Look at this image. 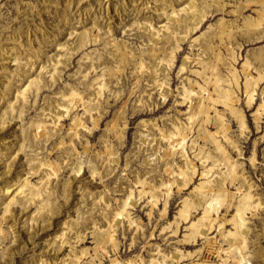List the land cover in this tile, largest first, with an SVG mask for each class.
<instances>
[{
  "label": "rangeland",
  "instance_id": "rangeland-1",
  "mask_svg": "<svg viewBox=\"0 0 264 264\" xmlns=\"http://www.w3.org/2000/svg\"><path fill=\"white\" fill-rule=\"evenodd\" d=\"M195 1L205 0H0V264H9L10 252L13 253L12 264H71L76 256L83 258L78 264H164L163 255L171 259L169 264H203L202 254L197 255V252L208 246L210 238L220 239V233L215 231L198 243H187L186 236L189 234L188 228L202 218L204 211L197 213V219L195 217L191 225L183 224L179 235L175 233V225L166 230L176 222L185 200L202 183V177L197 176L194 186L184 193L180 194L177 190L173 198H167L151 218V200L148 197L141 199L139 180L147 179L149 186L168 181V165L179 171V167L185 168L187 162L182 155L171 160L165 159V152L170 149V145L154 141L153 136H159L158 128L150 129L149 126L144 129L143 124L146 121H159V128L170 131L177 120L188 122L190 116L187 114L193 103L188 107L182 106L184 87L190 85V80L203 81L195 74L201 71L198 63L189 65V71L184 73L182 67L188 56L195 59L202 56V51H193L194 41L217 29L218 21L224 20L228 32H232L234 41L227 44L235 47L238 62L234 65L237 70H244L248 56L257 58L258 62L259 50L264 49V39L247 42V37H243L241 32L245 30L244 21L247 17L263 20L264 29V18H261L264 8L252 4L257 0H222L226 5L225 11L214 14L217 17L206 24L203 32L188 41L181 52V59L176 61L174 72L166 68L167 74L163 77L171 88L170 100L166 103V99L160 95L154 101H149L152 107L147 112L162 109L155 116L142 115L145 111L140 101L144 95L138 92V88L132 95L140 80L143 81L141 90L148 87L146 66L137 61L136 67L127 68L125 84L118 86L125 90L122 99H110V92L103 106H100L101 112L94 113V119L84 116L85 107L74 115L84 117L92 130L95 120L101 119L97 132L82 131V137L76 138L70 131L73 117L69 116L61 122L64 125L62 130H53L55 136L51 134L52 127L48 126L45 139L36 137L38 125H51L45 120L43 111L53 109L56 112L55 107L62 93L74 88L86 101H94L98 97V87H94V82L103 73L101 70L92 72L90 77L85 78L82 72L89 66L84 59L86 55L104 58L115 53L121 55L122 51L115 42L123 41L141 55L147 45L136 32L130 31L137 25L145 27L148 22L154 23L157 30H164L163 26L186 14V8ZM249 3L251 9L244 14L238 16L232 13L241 4ZM209 5L214 8L215 2L210 0ZM85 32H89V40L98 35L105 39L103 37L102 43L98 44L91 41L87 48L74 57H64L63 64L59 66L60 71H63V79L51 89L49 75L46 71L43 73L41 68L53 66V61L61 59L63 51H59L60 45L75 49ZM111 41L115 42L109 45ZM236 42L242 44L243 48L239 49L234 44ZM215 45L221 46L218 39ZM221 52L228 55L224 45ZM67 53L64 51V55ZM16 55L19 61H15ZM227 60L232 62L229 57ZM121 70V64H117L113 73L119 75ZM252 74L257 77L256 68ZM224 75L231 79L229 72L224 71ZM37 76L42 78L44 89L38 97L32 90L25 102L19 97L18 91L28 77L32 80ZM244 85L243 80L239 107L245 112L248 130L242 133L229 111L218 106L219 114L226 111L225 119L231 126L229 138L236 148L229 146L225 140L219 141L227 150L234 168L241 176L244 175L246 183L252 186V194L262 204L259 211L247 216L246 224L250 233L245 256L247 264H264V116L259 125L255 122V113L264 101V81L255 94L254 109H247ZM222 89L228 90L230 87L224 84ZM214 91L215 88L212 93ZM95 103H99V97ZM125 111L127 114L124 116L122 113ZM115 125L117 130H112ZM62 139L65 146L61 148ZM192 146L193 142L190 143L189 153L194 160L199 152H193ZM205 148L211 150V146L206 145ZM109 151L112 157L108 156ZM197 163L200 170L202 163ZM51 169H58L59 172L48 179ZM225 170L224 166L216 168L212 180ZM94 171L96 176L93 175ZM22 187L24 192L20 191ZM239 187L229 188L230 195L237 199L232 201L229 209L221 211V217L227 220H232L237 214L241 196ZM31 189L39 196L32 197ZM133 192L129 212L136 222L135 226H131L127 219L118 218ZM167 202L169 214L168 218H164ZM41 206L44 207L42 212L38 211ZM111 227L116 232L117 245L111 242L107 244L106 250L98 249L96 231H107ZM233 228L234 225L230 224L227 230ZM85 251L88 252L84 254ZM2 254L5 255L2 257ZM190 254L194 257L180 263L171 262L172 259H182Z\"/></svg>",
  "mask_w": 264,
  "mask_h": 264
},
{
  "label": "bare ground",
  "instance_id": "bare-ground-1",
  "mask_svg": "<svg viewBox=\"0 0 264 264\" xmlns=\"http://www.w3.org/2000/svg\"><path fill=\"white\" fill-rule=\"evenodd\" d=\"M209 1L210 0L202 2L195 1L192 6L186 8V14L182 17L179 16L178 18L171 20L167 25L163 26L164 30H157L154 23L150 24L149 22L145 27L140 25L135 26L130 32H136V35H138L147 45V49H143L141 55L124 41L121 43H116L115 41L108 43L109 45H112L115 42L118 49L122 51L121 55L115 53L109 58H104L100 55H86L84 59L88 62L89 66L84 72H82V74L85 75V78L90 77L92 72H99L101 70V73H103L94 82V87H98L99 103H95L98 97L94 101H86V98L74 88L70 89L67 93H62L58 105L55 107L56 112H53V109L48 112L46 110L43 111L45 120L51 122V125H38V134L36 137H39L40 140L45 139V137L48 136V126L52 127L51 134L55 136L53 130H62L64 125H62L61 122L69 116L70 118L73 117V124L71 125L70 131L76 136V138L82 137V131L86 133H88L86 130H90L93 133L97 132L99 130L101 119L95 120L96 124L92 130L91 127L88 126V123L85 122L84 117L82 118L79 115L74 117V115H76L80 108L85 107L84 116L87 115L94 119V113L97 111L101 112L100 106H103V101H106L108 98L107 95L110 92V99L115 97L122 99L125 96V90L123 88H118V86L121 83L123 85L125 84L127 68H131L134 65L136 67L138 64L137 61L146 66V81L148 82V87L144 91L141 90L143 88L141 87L143 81L140 80L133 89L132 95L137 88L139 89L138 92H141L142 96L144 95V99L140 101L143 104L145 111L142 114L143 116L146 114L147 117H153L159 113L162 109L152 112H147L146 110L152 107L149 105V101H154V99H157L160 95L163 96V99H166V103L170 100L169 96L171 88L170 85L165 82L163 77L167 74L168 69L166 68H169L171 72H174L176 61L181 59V52L184 49V46L187 45L188 41L194 37L196 38L203 32L206 24L217 17H214V14L223 13L226 9V5L222 3V0H211L215 2L214 8L212 5H209ZM250 4L251 3L241 4V7L237 8L236 11H232V13L238 16L244 14V12L251 7ZM252 4L260 5L259 7L264 8V0H257ZM261 16V18H264V12H262ZM262 21L263 20L260 19L254 20L252 17H247L245 19L244 28L247 33L243 29L241 32L243 37H247V42H250L251 40L262 41L264 39ZM74 34L75 33H72V35ZM104 35L106 36L107 34ZM103 37L104 36L102 35H98L94 37V39L89 40V32H85L77 43L75 49H69L70 47H67L64 44L60 45L59 51H63V54L60 56L61 59L53 61V66L49 65L41 68L43 73L46 71L49 75L51 89L57 84V82H60L63 79V71H60L59 66L63 64L64 57H74L83 49L87 48L91 41L92 43L95 42L97 44L102 43ZM217 39L221 43L220 47L215 45ZM233 41L232 32H228V26L224 20L217 22V29L214 31L205 33L201 37L195 39V44L192 46L193 51H202V56L197 59L188 56L184 61L182 72L189 71V69H187L189 65L192 66L194 63H198V66H201V71H197L195 74L202 78L203 83L190 80V85L186 84L184 87L182 106L187 105L188 107L190 103H193L190 113L187 114L190 116L188 122L177 120L173 129L170 131L159 128V121L157 123L146 121L143 124L144 129L149 128V126L150 129L158 128L159 136H153L154 141H157V143L162 145H170V149L165 152V159L171 160L182 155V158L186 159L187 162L185 168L179 167V171L175 170L174 167L169 164L167 167L168 169L166 170V174L169 176L168 181L164 180L159 184H151L149 186L147 179L139 180L138 185L140 186L139 188L142 189L141 199L143 200L148 197L147 199L151 200L149 203L152 207V212L150 213L151 218L154 216L155 210L167 201V198L169 200L173 198V195L177 190L180 194H182V192L184 193L193 185L197 176L202 177V183L196 187L192 196L185 200L184 207L180 211L179 217L176 218V222L173 223L170 228H166V230L172 229L175 225L177 228L175 233L176 235H179L183 224L191 225L194 222L197 213L201 210L204 211L202 218L188 228L189 234L186 236L187 243H198L200 240L208 238L215 231L220 233V239L214 237L210 238L208 246L197 252V255L202 254V259L204 260L203 264H218V261H221L220 264H247L245 252L248 248L247 238L250 233V229L246 224L247 216L249 213L259 211L262 208L259 199H256L252 194V186H249L246 183L244 175L241 176L239 174L240 172L234 168L233 163L230 162L227 150L222 146V142L219 141L220 139L225 140L229 146L236 148L235 143L229 138L228 133L231 126L225 119L226 111L223 114H219L217 112V107L220 106L226 108L231 117L239 124L242 133H245L248 130L245 121V112L240 110L239 107L241 103L239 93L242 92L243 80L245 81L244 88L245 94L247 95V109L253 108L257 89L264 81V49L262 48L259 50L260 56H258V62L256 60L257 58L251 59V56H248L244 63V70L239 72L234 65V63L236 64L238 62L235 47L228 45L231 42L233 43ZM234 44H237L239 49L243 48V45L239 42ZM223 45L227 49V56L221 52V47ZM64 51L68 53L64 55ZM17 56L18 55L15 57V61H19V57ZM227 57H229L232 62L229 63ZM69 59H72V57H69ZM117 64H121L122 68L119 75L113 73L114 66ZM257 65L258 67H256ZM255 68L257 71V77H254L252 74V70ZM0 70L2 69L0 68ZM224 71L229 72L231 79L224 75ZM30 78L31 77L27 78V82H24L18 91L19 97L25 102H27V95L30 94L32 90L33 93L34 91L37 93L38 97L39 93L44 89L42 86L43 80L40 76L34 77L32 80H30ZM224 84H228L230 89H222ZM214 88L215 91L212 93V89ZM109 103L110 102L108 101V104ZM214 113L215 116H213ZM122 114L125 116L127 112L125 111ZM263 116L264 101L261 102L255 113V122L258 125L261 123ZM211 128H214V130ZM112 130H117L116 125L112 127ZM191 142H193L192 151H196V153L199 152L194 160L191 159L189 153ZM206 145L211 146V150H206ZM64 146L65 142L62 139L60 147L62 148ZM107 154L109 157H112L113 155L110 151L107 152ZM197 161L202 163V168L200 170ZM211 161L213 162L212 167ZM254 161L255 160H253V164H255ZM130 165L131 164L129 163V168ZM222 166L227 170L223 171V173L219 172L218 176L212 180L216 173V168L219 169ZM51 171L52 173L48 174V179H51L53 175L57 176L59 172L58 169H51ZM93 175L96 176L95 171ZM237 185H240L238 190L239 193H241L239 201L240 205L237 209L236 216L232 220H227L224 217H221L223 213L221 211L224 208L229 209L232 206V201L236 196L230 195L229 188H233ZM8 189L9 187L7 190ZM20 191L24 192V188L22 187ZM31 192L32 197L36 198V196H39V193L33 189H31ZM133 196L134 192L128 201H126L124 211L118 214L120 220L127 219L131 226L136 225V222L132 218V214L129 212ZM210 196L211 198L208 200ZM30 201H32V199H30ZM168 205L169 202H167V206H165L163 213L164 218H168ZM43 208L44 207L41 206L38 211L42 212L41 210ZM7 211L8 206L5 209L6 214ZM215 215H217L216 218ZM230 224L234 225V228L228 231L227 227ZM96 239L99 243L98 249L101 250H106V246L111 242L117 245L116 232L113 227L107 231H101L98 229L96 231ZM225 247L227 248L225 249ZM87 252L88 251H85L84 254ZM160 254L162 255V252ZM4 255L5 254H2V257ZM224 256L226 258H224ZM8 257L10 258L7 263L12 264L13 253L10 252ZM192 257H194V255L190 254L188 256H183L182 259H172L171 262L180 263L184 259L187 260ZM163 258L164 264H169L171 259L165 255H163ZM81 259L83 258L76 256L75 259L71 261V264H78Z\"/></svg>",
  "mask_w": 264,
  "mask_h": 264
}]
</instances>
